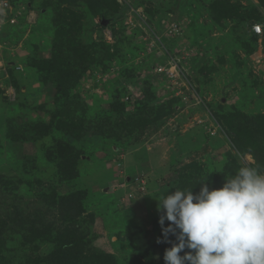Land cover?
<instances>
[{
	"label": "rangeland",
	"instance_id": "rangeland-1",
	"mask_svg": "<svg viewBox=\"0 0 264 264\" xmlns=\"http://www.w3.org/2000/svg\"><path fill=\"white\" fill-rule=\"evenodd\" d=\"M31 1L0 31V264H47L63 247L52 197L72 193L92 223L91 264H160L154 197L264 166V63L250 36L264 0ZM171 21L180 35L167 36ZM171 60L181 80L160 83ZM24 219L53 230L32 238Z\"/></svg>",
	"mask_w": 264,
	"mask_h": 264
},
{
	"label": "clouds",
	"instance_id": "clouds-1",
	"mask_svg": "<svg viewBox=\"0 0 264 264\" xmlns=\"http://www.w3.org/2000/svg\"><path fill=\"white\" fill-rule=\"evenodd\" d=\"M197 185L154 197L157 243L171 244L165 264H264V166L241 165L219 188Z\"/></svg>",
	"mask_w": 264,
	"mask_h": 264
},
{
	"label": "trees",
	"instance_id": "trees-1",
	"mask_svg": "<svg viewBox=\"0 0 264 264\" xmlns=\"http://www.w3.org/2000/svg\"><path fill=\"white\" fill-rule=\"evenodd\" d=\"M18 1L20 0H13L12 3L15 6H17ZM28 2L30 3L32 1L28 0ZM250 36L254 38L257 42L258 38L251 31H250ZM262 41L264 42V35L262 37ZM155 76H156L155 79L159 80L160 83L168 84L169 81L164 75H155ZM116 98L118 99V97ZM148 100L151 99L149 98ZM117 104L120 105L119 101H116L115 99L113 105L109 107L108 111L110 113H116ZM140 105H138L140 107L135 106L136 109L133 115L137 114L136 112L140 110H142L141 114H143L145 111L150 110L149 104L147 103L146 100L140 103ZM133 115H131L130 117H132ZM156 116L157 117H155V119L159 117L158 114ZM133 124H134V119H127L125 126L126 130L127 129L129 130ZM263 152H264V146H263ZM76 159H81V158L78 157ZM185 179L187 182L193 181L191 182V184L190 183L187 184V187L190 188L196 186L198 183L202 182L205 178L191 179V177L188 176ZM199 187L200 186L197 185L193 189V191L198 192ZM52 207L56 211V216L58 217V221H60V223L63 225V229L61 230V232H59L60 233L59 237L63 239V241L61 240L63 247H61L62 249L60 248V250L58 251H53L52 253L48 254L46 256L45 262H47V264H91L89 260L90 257L84 256L83 254L85 250H88L91 247V243L93 241L92 239H94V236L91 234L92 223L87 222L85 218H82L83 215L85 214V208H84L85 206L82 202L81 194L72 193V194H68L67 196H58L54 199L52 197ZM17 227L19 228V230H22L25 227L28 228L30 236L32 238L42 237L43 234L45 233L49 234L53 230L51 227L49 228L46 227V230L41 231L35 222L28 221V219H24L23 221L19 222ZM5 230H6L5 222H2L0 224V243L5 242L4 239H2V235L4 234ZM59 233L57 234L59 235ZM170 246L171 244L168 243H160V247H159L160 264H165L163 260V254L165 249L170 248ZM113 259L107 262L102 261V264H109ZM111 263L117 264L115 260H113ZM131 264H153V261L149 258V256L146 255L144 256L143 254L140 256H135Z\"/></svg>",
	"mask_w": 264,
	"mask_h": 264
},
{
	"label": "built area",
	"instance_id": "built-area-1",
	"mask_svg": "<svg viewBox=\"0 0 264 264\" xmlns=\"http://www.w3.org/2000/svg\"><path fill=\"white\" fill-rule=\"evenodd\" d=\"M13 0H0V31L6 24L13 25L16 22L15 12L17 10V6L13 3ZM15 2V1H14ZM181 27L178 22L171 21L169 26L167 27L166 34L168 37H175L180 35ZM250 31L258 38L260 42L259 45V55L263 58L262 63H264V42L262 41V37L264 35V27L260 24H253L250 28ZM263 55V56H261ZM169 67L166 68H158L156 69L155 75H164L168 81L181 80L180 77V68L174 60H171Z\"/></svg>",
	"mask_w": 264,
	"mask_h": 264
}]
</instances>
